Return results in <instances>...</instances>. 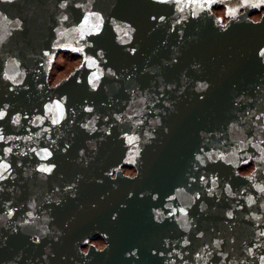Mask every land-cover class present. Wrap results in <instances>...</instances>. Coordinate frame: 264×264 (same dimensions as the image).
<instances>
[{"label":"water","instance_id":"1","mask_svg":"<svg viewBox=\"0 0 264 264\" xmlns=\"http://www.w3.org/2000/svg\"><path fill=\"white\" fill-rule=\"evenodd\" d=\"M262 53L264 0H0V264H264Z\"/></svg>","mask_w":264,"mask_h":264},{"label":"rangeland","instance_id":"2","mask_svg":"<svg viewBox=\"0 0 264 264\" xmlns=\"http://www.w3.org/2000/svg\"><path fill=\"white\" fill-rule=\"evenodd\" d=\"M217 14L224 15V9L222 7L216 9ZM260 17V13L255 14L253 16L254 19H258ZM81 63V58L79 56H74L72 53H64L61 52L56 62L54 63V66L52 68L51 74H50V81L52 84L58 83L63 78L67 77L77 66H79ZM252 170V165L246 166L242 168L243 173H249ZM134 173V171H129L128 174ZM95 244L98 247H103L104 242L103 241H96Z\"/></svg>","mask_w":264,"mask_h":264},{"label":"flooded vegetation","instance_id":"3","mask_svg":"<svg viewBox=\"0 0 264 264\" xmlns=\"http://www.w3.org/2000/svg\"><path fill=\"white\" fill-rule=\"evenodd\" d=\"M123 169H124V172L126 173V174H128V170L129 171H134V173H132L131 175H134L135 174V172H136V170L133 168V167H130V166H127V165H125L124 167H123ZM130 174V173H129ZM103 241L104 243H105V241L102 239V237H99V238H97V239H95V240H91V242L92 243H94L95 244V242L96 241ZM96 245V244H95ZM105 245V244H104ZM101 248V247H100Z\"/></svg>","mask_w":264,"mask_h":264},{"label":"snow or ice","instance_id":"4","mask_svg":"<svg viewBox=\"0 0 264 264\" xmlns=\"http://www.w3.org/2000/svg\"><path fill=\"white\" fill-rule=\"evenodd\" d=\"M262 55H264V53H262ZM0 115H2V114H0ZM42 170H43V171H51L50 168H43ZM2 178H3V176L0 175V179H2Z\"/></svg>","mask_w":264,"mask_h":264}]
</instances>
